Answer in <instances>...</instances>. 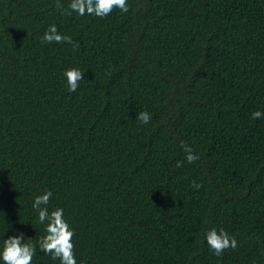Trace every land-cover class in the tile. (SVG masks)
<instances>
[{
    "label": "trees",
    "instance_id": "obj_1",
    "mask_svg": "<svg viewBox=\"0 0 264 264\" xmlns=\"http://www.w3.org/2000/svg\"><path fill=\"white\" fill-rule=\"evenodd\" d=\"M56 3L0 0V250L23 233L32 264H60L32 207L50 190L77 264H264V0ZM53 24L77 50L41 43ZM213 228L237 247L217 257Z\"/></svg>",
    "mask_w": 264,
    "mask_h": 264
},
{
    "label": "clouds",
    "instance_id": "obj_2",
    "mask_svg": "<svg viewBox=\"0 0 264 264\" xmlns=\"http://www.w3.org/2000/svg\"><path fill=\"white\" fill-rule=\"evenodd\" d=\"M56 7L63 14L71 15L76 12L79 16L94 15L99 18H105L112 13L114 9H119L122 13L129 11L127 0H71L67 9L57 0ZM42 44H63L73 45V51L77 50L78 45L74 43L72 38L67 35H61L56 25H50L41 38ZM67 79L68 91L75 92L81 80L84 79V72L77 68L66 70L64 73ZM264 113L255 111L252 113V119H260ZM142 124H148L152 117L144 111L140 112L137 117ZM181 148L187 153L186 160L189 164L199 159L198 155L193 154L190 146L181 142ZM183 161H177L176 167H182ZM195 188H199V184H193ZM53 193L49 190L41 195H37L33 202V209L38 212L39 223L46 224V235L39 240V249L45 254L51 255L53 260L59 259L60 264H77L74 254L73 236L74 230L70 228L63 217V209L56 208L49 212L47 205ZM43 206V207H42ZM24 240L23 233L9 237L4 240L3 248L0 250V258L4 264H32L33 257L36 255V245L30 243H22ZM206 241L209 248L217 256L222 254L229 248L235 249L237 241L234 237L221 229H211L206 234Z\"/></svg>",
    "mask_w": 264,
    "mask_h": 264
}]
</instances>
